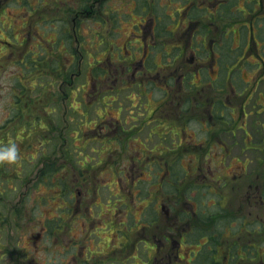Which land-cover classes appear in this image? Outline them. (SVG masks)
Instances as JSON below:
<instances>
[{
	"label": "rangeland",
	"instance_id": "374dc122",
	"mask_svg": "<svg viewBox=\"0 0 264 264\" xmlns=\"http://www.w3.org/2000/svg\"><path fill=\"white\" fill-rule=\"evenodd\" d=\"M39 1L29 2L30 6H45L41 11L45 13L44 19L41 18L35 26L37 32L45 37L47 42L44 44L54 46L53 51L64 56L67 50L61 44L60 38L63 35H56L53 31V28L58 26L53 12L59 11L60 17L69 22L72 18L71 14L75 15V12L70 11L78 10L85 2H81L82 0ZM143 1L100 0L95 6V10H98V17L93 22L86 19L85 13L79 15L77 20L78 77L75 79L77 115L69 113L64 115L63 110L60 115V111L57 109L54 112L53 105L50 104L59 87L56 78L58 75L57 62L52 63L51 59H47L48 64L45 66H38V63L24 66L20 63H12L15 61L14 56L9 58V60L12 59L11 61L7 60L10 51L25 47V43L20 45L21 36L19 35L24 23L21 21L23 8L12 1H0V146L15 142L19 146L21 157V161L18 160L15 165L0 164V264H150L149 258L153 259L154 256L151 257L153 252L149 250L148 243H138L137 238L141 235L143 240L146 234L144 229L149 230V227L151 229L154 219L164 216L165 210H162L161 206L168 207L165 197L170 196L168 192L172 189L169 183L171 180L160 179L162 174L156 178L148 174L138 176L139 172L127 174L122 171L132 165L131 162L126 163V159L136 156L141 150L148 152L147 154L161 155L165 158H168L171 149L176 150L177 148L178 152H181L182 148L177 147L176 144L178 138L173 134L174 146H172L167 142L169 136L165 141L160 139L164 132L170 131L168 129L157 130L156 135H153L150 141L147 137L148 130L137 132L129 124L124 125L123 132L112 128V130L107 129L105 128L108 126L106 123L112 121L111 118L106 117L107 113L102 110L103 106L96 102V99L91 105V101L86 96V92L92 91L93 85L89 74L93 69V71L98 69L97 66L89 67L88 61L96 58L90 56L89 60L88 53L95 54L94 47L101 42L103 37L110 40L103 47H108L109 43L111 47L121 45L132 24L138 20L140 5L150 0ZM159 1L163 5H168L166 9L170 15L189 3L193 4L192 6L199 3V0H190L184 5H182L183 0ZM173 1L174 3L170 4ZM210 2L212 4L214 0ZM135 3L137 5L136 18L132 21L133 18L127 14H130ZM262 4L264 9V0ZM89 5L90 3L88 7ZM255 6L257 7L256 4ZM194 7L191 8L193 13L198 11ZM238 7L246 11L251 8L250 4ZM153 8L157 21L168 25L169 28L165 27L167 30L171 28L174 30L175 16H172L173 21L170 15L161 10L163 7L159 9L154 3ZM236 8L237 6L234 5V10ZM203 12L207 15L206 10ZM68 14L70 17L67 18ZM194 15L201 14L198 11ZM236 15L242 18L240 13ZM261 19H264V14ZM260 23H262L261 26ZM260 23L257 25L260 27L256 28L262 31L264 22ZM145 25L150 26L147 22ZM8 27L11 28L7 29ZM59 27H70V25L60 24ZM237 29L236 27L232 30L237 31ZM181 33L179 37L187 41L188 35H184V31ZM226 34L228 36L226 44H229L226 59L228 62L234 60V63L230 62L231 65L223 67L221 77L228 74V79L234 81V90L242 96L252 92L250 104L245 107L254 106L250 110L251 115L255 120L263 121L259 129L264 145V114L262 115L264 113V84L256 88L255 85L253 86L252 81L258 78L261 71H255L253 66L247 65L250 61L264 63V51L261 50L264 44V34L255 38L258 44L253 43L254 40L251 39L246 28H240L241 38L238 33L232 35L227 30ZM175 37L173 36V41H171L173 44L177 43ZM247 38L251 43L244 47ZM2 40H10L13 46H7V48L2 43L5 41ZM103 47L97 49L100 50ZM33 49H37V52L38 49L44 50L47 53L46 49L37 46V42ZM159 60L158 58L160 64ZM214 67L215 64H207L200 73L208 76ZM231 70L232 72H229ZM190 71L194 73V67ZM61 73L63 76V71ZM261 79L264 81V77ZM96 85L99 90H103L102 83L98 82ZM66 89L68 88L63 87L62 91L67 92ZM206 90L209 91L210 88L206 87ZM43 97L46 110L40 113ZM62 97L61 101L64 106L72 103L73 95L70 94L68 99H65L64 94ZM239 101L233 107L240 106ZM38 102H40L39 105ZM90 105L93 110H86L85 107H90ZM113 105L112 115L116 117V104ZM121 114L123 112L120 113L119 120H121ZM252 116H250L251 120ZM71 118H76V125L72 128L66 127L64 121L68 123ZM242 118L241 113L239 123ZM54 121L56 130H52L54 125L49 124ZM58 122H61L62 126ZM254 125V128L257 127L256 124ZM190 127L188 133L195 134L193 137L196 136L201 140L206 136L198 124L192 123ZM249 131L255 135V142H258L261 138L260 131L253 130L251 127ZM223 136L227 145L236 142L235 145L229 146L231 156L233 154L241 158L240 147L243 138L241 132L236 131L232 136L228 131L223 133ZM112 138L114 139L111 140ZM192 146L194 145L191 144L188 147L191 154L196 153L198 148ZM254 146L251 141L247 145V152H260V149H257L260 146L256 144ZM207 149L210 151L207 161H210L212 170L220 169L223 174L231 169L239 170L240 163L235 160L228 165L229 168H227V163L219 166L217 157L226 152L215 145V140L211 139ZM167 151L169 153L165 155ZM125 164L128 166H124ZM191 164L176 163L174 170H185L186 172L195 170ZM242 165L245 166L244 163ZM253 169H262L259 162L253 161L247 165V171ZM182 173L178 176L181 177ZM131 176L136 179L142 178L141 181L145 182H141L139 193L131 188L132 182L129 179ZM255 181L256 185L261 184L260 180ZM129 191L135 196H130ZM174 192H177L176 189ZM184 192L186 193L185 200H189V203L201 204L208 202L209 197L213 198L211 195L203 196L204 190L195 193L185 189ZM222 203H226V199ZM75 204L78 206L75 207ZM188 209L191 210L189 206ZM59 216L63 219V222L59 223L61 227L55 223ZM227 217L223 216L222 219ZM120 223L124 225L118 227ZM75 241L77 247L73 245L71 250L66 251ZM82 246H84L82 249L84 253L81 256L78 253ZM82 258L85 260L83 261ZM158 263L173 264V262L169 263V259H161Z\"/></svg>",
	"mask_w": 264,
	"mask_h": 264
},
{
	"label": "flooded vegetation",
	"instance_id": "af4514ba",
	"mask_svg": "<svg viewBox=\"0 0 264 264\" xmlns=\"http://www.w3.org/2000/svg\"><path fill=\"white\" fill-rule=\"evenodd\" d=\"M0 1H12L23 8L21 21L24 23L19 35L21 36L20 45L25 43V47L10 51L7 60L14 56L15 61L12 63H20L24 66L37 63L38 66H45L48 64L47 59H51L52 63L57 62L58 75L56 78L59 87L50 104L53 105L54 112L57 109L60 111V115L62 110L64 115L68 113L77 115V87L75 85V79L78 77L77 20L83 13L86 14L88 21L93 22L97 19L98 10H95V6L100 0H82L81 2L85 3L78 10L70 11L75 12V15L70 13L72 18L69 22L60 17L59 11L53 12L58 23L53 31L56 35H63L60 38L61 44L67 50L64 56L54 52V46L44 44L47 42L45 37L37 32L35 27L41 18L44 19L45 13L41 11L45 6H30L31 0ZM41 1L43 0L39 2ZM188 1L190 0H183L182 5ZM262 1L242 0L241 2L243 7L245 4L251 6L246 12L250 21L244 24L248 27V31H253V19L257 20L256 25L261 21L264 22V19H261L264 14ZM229 2V0H214L211 4L210 0H199L197 6L194 7L189 3L170 15L166 9L168 5L161 4L159 0H150L140 5L138 20L132 24L121 45L111 47L109 43L108 47H103L110 41L103 37L101 42L94 47L95 54L88 53L89 60L90 56L96 58L88 61L89 67L98 66L101 69L98 68L96 71L93 69L89 74L93 85L92 91L86 92V96L91 101V105L96 99V102L103 106L102 110L107 113L106 117L111 118L112 121L106 123L108 126L105 128L123 132L124 125L129 124L137 132L148 130L149 141L153 135H156L157 130L168 129L170 131L164 132L160 139L165 141L169 136L167 142L174 146L172 143L174 134L178 138L177 147L182 148L181 152H178L177 148L169 150L171 155L169 154L168 158L161 155L154 156L150 153L149 155L148 152L141 150L136 156L126 159L125 162H131L132 165L127 164V170L122 171L127 174L139 172L138 176L148 174L156 178L162 174L160 179L171 180L169 183L172 189L168 192L170 196L165 197L168 207L161 206L162 210H165V216L154 219L151 229L150 227L149 230L144 229L146 234L143 240L141 235L137 238L138 243H148L149 250L153 252L152 257H154L151 264H159L161 259H169V263L173 262V264H264V145L259 129L263 121L255 120L251 115L250 110L254 106L245 107L250 104L252 92L242 96L234 90L233 81L228 79V74L221 77L222 64L228 66L232 62H227L226 59L229 48V45H226L228 40L226 30L228 31L232 24H237L235 21L230 22L236 10H233ZM88 3H90L89 7ZM154 3L159 9L163 7L161 10L170 15V18L175 16L174 30L172 28L167 30L165 27L169 28L168 25L157 21L153 8ZM173 3L174 1L170 2V4ZM259 5L262 6L259 7ZM192 7L201 15H194L198 11L193 13ZM136 9L135 3L130 14H127L133 18L132 21L136 18ZM204 10L207 15L204 14ZM70 14L66 17H70ZM103 15L106 16V14ZM174 19L172 18L173 21ZM146 22L150 26H146ZM60 24H68L70 27H59ZM183 31L184 35H188L187 41L179 37ZM260 33L264 34V30ZM173 36L176 44L171 43ZM252 38L254 39V36ZM2 41L7 43L2 42L6 47L13 46L10 40ZM224 41L225 44H222ZM35 42L41 49H46L47 53L44 50L38 49L37 52V49H33ZM98 47L103 48L99 50ZM211 63L215 64L216 70L212 68L208 76L200 73L207 64ZM192 67H194V73L190 71ZM61 71L64 73L63 76ZM261 78L263 75L260 73L256 79L261 80ZM98 82L102 83L103 90L97 88ZM63 87L68 88L67 92L62 91ZM206 87L210 90L207 91ZM63 94L65 99H68L70 94L73 95L70 105H63L61 101ZM237 101L240 102V106L233 107ZM114 103L116 104V117L112 115ZM91 105L85 107L86 110H93ZM45 110V98L43 97L39 112H45ZM121 112L123 114L119 120ZM241 113L243 118L239 123ZM228 117L230 122H228ZM55 121L49 123L54 125L52 130H56ZM76 121V118H71L70 123L64 121V124L72 128L76 125ZM61 122L58 124L62 126ZM192 123L198 124L206 133L201 140L196 136L193 137L195 134L188 133ZM254 124L257 127L254 128ZM250 127L260 131L261 138L258 142H255V135L249 131ZM228 131L232 136L236 131L243 135L240 147L241 158L233 154L231 156L229 151V146L235 145L236 142L227 145L223 140V133ZM211 139L215 140V145L219 146L220 150L226 152L217 157L219 166L227 163V168H229L228 165L235 160L240 163L238 171L231 169L223 174L220 169L212 170L210 161H207L210 156L207 147ZM251 141L253 146L255 144L260 146L257 148L260 152H247V145ZM191 144L194 145L192 147H198L197 152L193 153L195 155L190 153V148L188 149ZM168 153L167 151L165 155ZM253 161L259 162L262 169L247 171V165ZM176 163H192L191 167L195 170L175 171ZM242 163L245 164L244 167ZM181 173L182 176L179 177ZM129 179L135 183L136 189L141 188L139 178L131 176ZM255 180H260L261 184L256 185ZM185 189L195 193L204 190L203 196L211 195L213 198L209 197L208 202L201 204L189 203V200H185ZM171 194L174 195L171 196ZM221 199L222 201L226 199V203H222ZM77 206L78 204H75V207ZM223 216L228 217L222 219ZM73 245L77 247V242L75 241L72 247ZM83 247L78 255L82 256L84 253Z\"/></svg>",
	"mask_w": 264,
	"mask_h": 264
},
{
	"label": "clouds",
	"instance_id": "9594fccd",
	"mask_svg": "<svg viewBox=\"0 0 264 264\" xmlns=\"http://www.w3.org/2000/svg\"><path fill=\"white\" fill-rule=\"evenodd\" d=\"M20 158V149L15 142L0 146V164L15 165Z\"/></svg>",
	"mask_w": 264,
	"mask_h": 264
}]
</instances>
